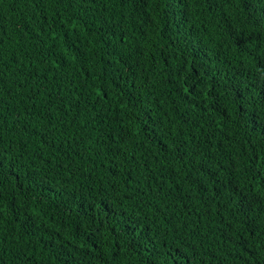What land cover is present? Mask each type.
Instances as JSON below:
<instances>
[{"label":"trees","instance_id":"obj_1","mask_svg":"<svg viewBox=\"0 0 264 264\" xmlns=\"http://www.w3.org/2000/svg\"><path fill=\"white\" fill-rule=\"evenodd\" d=\"M0 264H264V0H0Z\"/></svg>","mask_w":264,"mask_h":264}]
</instances>
